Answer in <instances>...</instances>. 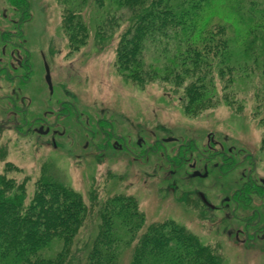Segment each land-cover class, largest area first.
<instances>
[{"label": "rangeland", "instance_id": "obj_1", "mask_svg": "<svg viewBox=\"0 0 264 264\" xmlns=\"http://www.w3.org/2000/svg\"><path fill=\"white\" fill-rule=\"evenodd\" d=\"M27 1L29 9L24 15L9 0H0V69L10 63V47L5 46L3 35L9 37L13 34L18 35L15 42L30 56L31 69L28 81L10 84L2 80L0 83V149L6 151V157L0 162V171L6 163L22 170V173L8 175L27 182L29 200L42 168L45 164H52L86 202L91 198L94 181L100 185L99 190L105 184L111 185L117 192L134 196L148 222L175 221L204 243L219 248L226 264H264V242L259 239L248 244L241 231L236 236V230H243L247 224L240 218L256 220L248 210L250 203L252 208L260 211L264 222V198L253 197L246 210L228 217L222 211L231 215V207L202 211L198 206L194 208L195 203L186 202L188 195V200L194 199L197 203L194 191L199 190L219 207L222 199L229 198L230 193L232 195L242 185L251 165H255L252 180L264 183V124L261 121L264 109L256 110L260 100L254 91L256 86L264 84L260 75L256 73L235 82L233 101L241 105L240 112L232 111L220 102L214 108L190 116L181 104V90L172 84L152 82L139 88L123 77L115 63L118 34L102 48L104 43H96L92 31L86 46L71 51L62 30L59 3L56 0ZM259 1L264 8V0ZM218 6L217 10L221 11V1ZM11 20L20 23L16 26L17 23ZM4 50L7 56L2 55ZM152 58V54L146 56V65L153 62ZM45 62L50 69L51 88L46 82ZM13 89H17L15 93L11 91ZM6 95H13L17 101L25 97L27 116L14 113L13 102L2 99ZM61 106L65 111L71 108L74 111L69 117L64 115L65 111L61 112L63 116L57 126L61 133L58 135L44 136L33 132L23 136L20 130H26L16 128L26 117L30 122L34 118L50 122L58 115ZM16 107L20 109L21 105L18 103ZM108 128L113 136L107 146L101 132ZM208 135H212L211 140L214 138L219 146L232 148L239 160L246 153L251 154L253 163L230 170L226 175L215 170L213 175L202 174L201 178H194V170L187 166L177 170L174 156L179 149L189 143L205 147L210 141ZM51 138H55L56 147ZM168 138L171 141H165L167 152L162 149L135 159L125 149L128 146L130 152L136 154L152 146L155 140ZM168 152L171 156L166 161ZM209 165L210 169H215L214 164ZM203 169L195 167L200 173ZM58 251L59 246H54L45 255L53 257ZM126 255L125 263L129 264V250Z\"/></svg>", "mask_w": 264, "mask_h": 264}, {"label": "trees", "instance_id": "obj_2", "mask_svg": "<svg viewBox=\"0 0 264 264\" xmlns=\"http://www.w3.org/2000/svg\"><path fill=\"white\" fill-rule=\"evenodd\" d=\"M9 1L24 15L29 9L27 0ZM56 1L71 51L86 46L92 31L102 48L118 34L116 69L139 88L163 82L180 89L187 115L220 102L240 112L235 82L256 73L264 82L259 0ZM261 88H254L259 112ZM5 157L0 149V162ZM11 165L0 171V264H126L127 250L129 264H226L219 248L175 221L148 222L137 199L111 185L99 190L94 181L86 202L49 163L28 200L27 182L8 175L22 170ZM54 246L58 253L46 256Z\"/></svg>", "mask_w": 264, "mask_h": 264}, {"label": "flooded vegetation", "instance_id": "obj_3", "mask_svg": "<svg viewBox=\"0 0 264 264\" xmlns=\"http://www.w3.org/2000/svg\"><path fill=\"white\" fill-rule=\"evenodd\" d=\"M11 21L15 24L17 23L16 26H18L20 23V22H15L14 20H11ZM16 37L18 38V35L13 34V35H9V37L3 35L2 39L5 43V46L10 47V54H9L10 63L7 66L1 67L0 83L2 80H5L6 83L8 82L10 84H13V81L25 82V79L27 81L30 79V76H29L31 73L30 71L31 69L29 65L30 56L26 54L27 52H25V50H23L17 42H15ZM2 55L7 56L8 55L7 51L4 50L2 52ZM46 66L49 68L48 64L45 62L44 68H45L46 77H47ZM16 71H20L22 73H18ZM49 74H50V69H49ZM50 79H51V74H50ZM47 85L49 88L52 87V79H51V86L48 84V82H47ZM16 90L17 89L15 90L13 89L11 91L15 93ZM2 99L13 102L11 106H12V111L14 113L17 112L18 115L20 116L22 115L27 116L25 112H28V108H27V105L24 103L26 99L25 97L23 96L20 97V99L18 100L19 102L17 101V98L13 97V95L12 96L6 95ZM17 102L21 105L20 109L16 107L18 104ZM62 103L66 104V101H63ZM64 107L66 106L64 105ZM62 111H65V110L61 106L58 115H56L54 120H51L50 122L49 120L44 119V118H41V120L40 118H34L32 122H30L27 120V117H26L24 120L22 119L18 123L19 126L16 125L17 126L16 128H20V129L23 128L26 130L25 132L20 130V134H22L23 136H29V134L33 132L38 133L39 135H44V136L58 135V133H61V131L59 130V128H57V126H59L60 117L63 116L61 115ZM72 111L74 110L71 108L70 110L65 111L64 115L69 117ZM108 130L109 128L107 129V131L102 130L103 132H101V136L103 137V142L106 143L107 146L111 140L110 138L113 136L112 131H111V134L109 133L110 135L108 134ZM211 136L212 135H210L207 138L208 140L210 139V141H207L208 145L205 147L200 148L196 144L190 145L189 143V146L185 148H180L179 152L174 156V160L176 161L175 167L177 168V170L181 169L184 166H187L188 168L194 170L192 174L194 178H201L202 174L206 175L207 177L210 174L213 175L215 170L220 172V175L221 174L226 175V173L230 170H234V169L237 170L239 168L241 169L242 166H245L246 164L248 166L253 163L254 159L252 158L251 154L246 153L245 155H243L242 159L239 160L238 154L234 153L232 148L226 149L224 145L219 146V142L216 141L214 138L211 140L212 138ZM54 139L51 138L50 140L53 141V145L56 147L57 143L55 142ZM165 141L170 142L171 138H168V140H164V139L160 141L155 140L152 146H148L146 147L144 151L142 152L139 151L136 154L133 152H130L128 146H126L125 149H127L128 152L133 156V158L136 159V158H140L141 156H144L145 154H152V153L155 154L156 152L162 149L165 150V152H167ZM120 148L123 149V146H121ZM166 155H168L166 156V161H169V156L171 155L169 152ZM211 163L214 164L215 169H210L211 167L209 164ZM195 167L204 168L203 173H200V171H196ZM254 169H255V165L253 167L251 165L248 173H246L245 175V179L242 185L237 187L236 190H234V193L232 195L230 193L229 196L230 197L232 196L231 199L230 197L228 198L225 196L226 198L222 199L221 203L219 204L220 205L219 207L216 204L210 202V200L205 196L206 194L199 190L194 191L195 192L194 194H196L198 198L197 203L196 201H194V199L188 200V195H187L186 196L187 204H188V201H191L192 203H195L194 208L198 206L202 211H218L222 207H224L225 209L231 207L232 208L231 215L225 210L222 211V213H224L227 217L236 216L237 211L240 212L241 210L242 212V210L247 209L248 204L250 203L249 200L251 201L253 197H255L256 199L264 198V183L260 184L252 180L251 176H252V172ZM235 196L237 197L234 199ZM259 205H262V203ZM248 210L251 213V215L256 216V220L252 219L251 217L250 218L248 217L240 218V219H244L247 224L245 225L246 227L243 230H239V229L236 230V236H238L241 231V233L243 234V237L245 238L246 242H248V244H253L255 241L259 239H261V241L264 242V222H262L261 220L260 211L258 209L252 208L251 203H250ZM249 219L250 221H248Z\"/></svg>", "mask_w": 264, "mask_h": 264}, {"label": "water", "instance_id": "obj_4", "mask_svg": "<svg viewBox=\"0 0 264 264\" xmlns=\"http://www.w3.org/2000/svg\"><path fill=\"white\" fill-rule=\"evenodd\" d=\"M46 70H47L46 80H47L48 84L51 86V79H50V74H49V68L47 66H46Z\"/></svg>", "mask_w": 264, "mask_h": 264}]
</instances>
